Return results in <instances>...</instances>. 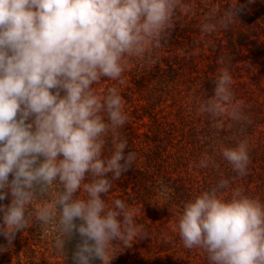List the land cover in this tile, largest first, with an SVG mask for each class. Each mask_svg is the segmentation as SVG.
<instances>
[{
  "label": "clouds",
  "instance_id": "9594fccd",
  "mask_svg": "<svg viewBox=\"0 0 264 264\" xmlns=\"http://www.w3.org/2000/svg\"><path fill=\"white\" fill-rule=\"evenodd\" d=\"M242 7L235 0L222 16L205 15L200 31L227 29ZM190 8L186 0H0V201L11 196L0 204V235L8 248L33 222L54 228L52 248L61 257L66 241L79 236L73 264H110L118 245L149 237L124 200L109 207L104 199L136 152L125 155L129 141L121 130L129 117L119 87L99 93L95 85L121 81L126 60L155 63L179 12ZM212 82L199 111L220 130L224 117L247 122L229 68ZM221 154L239 177L248 174L247 139ZM210 163L215 167L202 157L199 166ZM229 188L221 178L183 204V245L203 250L209 264H264V202L239 188L223 195ZM8 248L0 245V252Z\"/></svg>",
  "mask_w": 264,
  "mask_h": 264
},
{
  "label": "trees",
  "instance_id": "16d2710c",
  "mask_svg": "<svg viewBox=\"0 0 264 264\" xmlns=\"http://www.w3.org/2000/svg\"><path fill=\"white\" fill-rule=\"evenodd\" d=\"M186 3L191 5L189 12H179L167 45L153 54L155 63L126 60L121 81L105 78L95 85L99 93L119 87L129 117L121 130L129 141L125 155L136 152L133 166L113 181L104 199L109 207L115 199L124 200L145 228L162 207L177 227L183 204L214 187L221 178L230 184L223 195L239 188L264 202V0H236L238 8L243 6L237 20L227 29L218 25L208 34L200 31L205 15L222 16L235 0ZM219 57L225 58L224 64L217 62ZM226 66L233 80L234 101L242 106L248 120L237 123L224 117L220 130L213 126L212 118L199 111V104L213 94L212 80ZM243 139L248 141L250 164L248 174L239 177L223 159L221 148L235 147ZM206 156L214 160L215 167L211 163L207 168L199 166ZM162 186L169 191L162 192ZM77 195L83 198L85 193L81 189ZM10 200L9 195L0 204L7 205ZM53 238L54 228L39 227L35 222L16 234L10 248L0 235V245L8 248L0 252V264H73L67 255V241L61 257L53 251ZM166 239L161 235L156 241L161 246ZM183 248L186 256L198 259L190 264H209L203 250ZM145 249L140 239L131 247L118 245L110 264L143 263Z\"/></svg>",
  "mask_w": 264,
  "mask_h": 264
},
{
  "label": "rangeland",
  "instance_id": "374dc122",
  "mask_svg": "<svg viewBox=\"0 0 264 264\" xmlns=\"http://www.w3.org/2000/svg\"><path fill=\"white\" fill-rule=\"evenodd\" d=\"M159 205L160 207L162 206L160 202ZM167 214L165 208L162 207L154 213L148 221L149 223H147L148 227H146V230L149 237L140 239V243L146 246L143 252L145 257L143 263L135 262L134 264H190L198 260L195 257L185 255L186 252L184 251L178 228ZM149 230H151V232H149ZM167 231L172 232V235L168 234ZM161 235H166L167 239L159 246L160 241L156 240ZM42 237L43 235L41 238ZM78 242H80L78 235H74L71 240L67 241L68 256L72 257ZM153 249L156 250L153 251Z\"/></svg>",
  "mask_w": 264,
  "mask_h": 264
}]
</instances>
